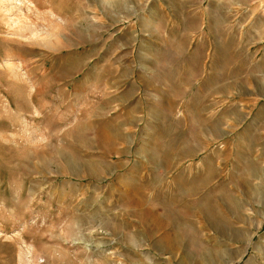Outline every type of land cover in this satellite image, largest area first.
Instances as JSON below:
<instances>
[{"label": "rangeland", "instance_id": "obj_1", "mask_svg": "<svg viewBox=\"0 0 264 264\" xmlns=\"http://www.w3.org/2000/svg\"><path fill=\"white\" fill-rule=\"evenodd\" d=\"M0 264H264V0H0Z\"/></svg>", "mask_w": 264, "mask_h": 264}]
</instances>
